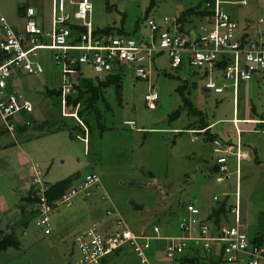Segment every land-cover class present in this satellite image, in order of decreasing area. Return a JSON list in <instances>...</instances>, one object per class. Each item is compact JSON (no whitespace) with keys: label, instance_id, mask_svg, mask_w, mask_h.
<instances>
[{"label":"rangeland","instance_id":"1","mask_svg":"<svg viewBox=\"0 0 264 264\" xmlns=\"http://www.w3.org/2000/svg\"><path fill=\"white\" fill-rule=\"evenodd\" d=\"M212 1L90 0L92 11L89 20L94 29L111 27L115 33L122 29L124 36L139 39L148 33L149 19L161 22L167 17L176 20L184 17L188 9H202L206 2ZM227 1L230 3L222 5L223 9L244 32H264V0H245L246 5L237 3L241 0ZM26 5L36 9L37 24L47 30L50 22V0H0V16L17 30L23 31L24 15L18 10ZM75 9L74 5L69 7L71 13ZM197 22V14H193L187 23H194L195 26ZM44 53L48 52L41 54ZM120 70L124 72L119 97L111 88H107L105 99L109 109L104 102L101 105L107 111L103 112L102 123L105 125L104 130H100L103 133L102 138L97 136L99 129H96L93 143L86 146V149L83 141L70 138L72 131L68 128H62L56 134L42 138L45 130L50 128L47 127L40 129L41 133L38 131L28 143L17 141L14 145L16 147L9 146L6 150H0V238L12 236L18 246L0 252V264H67L76 255V234L87 231L92 226L100 230L103 222L114 221L115 211L131 231L144 230L148 233L156 225L160 231L167 230L168 235L173 236L172 228H175L177 221L174 222L172 217L178 205L195 202L204 217L217 206L218 201L226 198V212L225 216H221L220 224H234L233 215L229 213L227 206L235 205V174L221 184L215 182L214 173L209 171L216 160L212 153V141L207 140L206 136L203 139L207 141L195 140L197 135L186 130L194 126V117L183 103L177 88L184 86V93L194 107L205 112V120H218L217 125L210 130L211 133L219 131L222 136H227L234 142L236 136L230 121L234 113L240 119L249 116L264 118V74L241 82L238 93L234 96L231 88L217 95L203 89V93H197L201 92L205 79L201 75L193 76V69L188 67L178 70L170 68L164 55L154 63L148 80L136 79L133 67ZM196 72L200 73L197 70ZM82 74L85 78L96 79V75L86 66H82ZM43 76L24 72L15 76L17 91L25 90V97H30V103L37 106L36 111L29 115L31 120L38 116L54 115L59 111L57 99L44 96L46 84ZM75 85L81 86V83L76 79ZM192 86L197 89L191 90ZM149 87L159 94L154 110H148L144 102L143 96ZM89 97L90 94L87 93L83 100ZM80 104L84 105L82 101ZM251 109L255 110L253 116ZM130 119L135 123L133 126L123 124L124 120ZM234 124L249 129V125ZM174 128L180 129L179 134L172 133L171 129ZM258 129L260 132L257 131L256 134H242L245 141H249V136L252 139L261 165L249 168V162H241L237 201L245 233L250 238L260 236L264 245V127L259 126ZM74 134L83 136L81 130H76ZM175 136L177 141L173 144ZM0 138L4 142L10 140L8 134ZM191 138L194 140L191 141ZM44 154L51 156L48 164L39 160ZM29 161L41 163L38 165L42 171L37 167L40 177L47 185L69 180L73 183L84 179L90 173H94L99 179L98 188H92L89 197L78 195L69 206H58L52 212L49 234H44L37 226L35 205L29 199L32 194L24 191L25 181L20 180L18 174L22 169L28 171L27 165L31 164ZM32 166L35 165L31 164V170ZM229 167L233 173L234 159L229 161ZM31 174L29 171L27 176L30 187L33 176ZM20 195H25L24 202L27 201L28 205L26 210L21 207L23 201H20ZM213 197L218 200L214 201ZM15 203L18 205L13 207ZM107 211L110 212L109 215L106 214ZM162 247V242L157 243L156 249ZM200 250L201 255L197 254L199 263L212 264L208 255L214 260L215 254L202 253L203 250ZM160 255L162 253L155 254L158 260L153 256V264H181L177 259L168 260ZM129 261L136 262L132 253Z\"/></svg>","mask_w":264,"mask_h":264},{"label":"built area","instance_id":"2","mask_svg":"<svg viewBox=\"0 0 264 264\" xmlns=\"http://www.w3.org/2000/svg\"><path fill=\"white\" fill-rule=\"evenodd\" d=\"M227 0L206 2L204 8L212 11L198 19L190 29H180L175 19L164 18L161 22L147 21L148 33L139 38L124 35H94L90 23L92 6L90 0H52L49 27L45 30L35 20L31 7L26 9L24 29L19 31L0 16V120L6 130L14 133L21 123L22 113L32 111V105L20 95L15 87L16 74L39 75L43 66L38 61L42 52H48L51 64L61 73V103L76 83V77L86 66L98 77L110 75L116 70L133 67L136 79H149L151 68L162 55L167 57L170 68L186 64L200 72L205 79L204 88L221 94L231 88L238 93L241 82L253 80L264 74V32H244L238 23L223 9ZM246 5L245 0L237 2ZM76 6L72 13L70 6ZM78 27L85 31H78ZM81 70V71H80ZM148 110L156 108L158 92L148 88L144 94ZM236 122V121H235ZM124 124L133 126L134 121ZM205 130H192L200 134ZM198 139V136L195 137ZM212 152L216 157L215 182L221 184L232 177L229 156L240 158L238 148L222 140H212ZM32 194L35 204L36 224L44 234L51 232L50 216L58 206H69L78 195L89 197L92 188H98L99 179L87 174L79 183L65 190L62 196L51 202L47 196L49 185L40 177L37 166H32ZM236 173L235 205L230 209L233 225L219 227L200 218L195 202L185 206L178 220L179 234L169 236L157 226L150 232L131 231L121 217L115 233L104 234L92 226L76 234V255L67 264H103V260L115 250L130 247L136 264H151L148 253L154 242H163L161 249L165 259L174 260L182 255L190 243L205 252L215 254L220 264H264V245L251 241L244 231L238 207V168ZM213 200H218L213 197ZM107 214H110L107 211ZM204 221V222H203Z\"/></svg>","mask_w":264,"mask_h":264},{"label":"crops","instance_id":"3","mask_svg":"<svg viewBox=\"0 0 264 264\" xmlns=\"http://www.w3.org/2000/svg\"><path fill=\"white\" fill-rule=\"evenodd\" d=\"M50 1H52V0H50ZM27 6V5H26ZM27 7H31L32 8V10H33V12H34V20L36 21L37 19H35V16H36V14H35V8L34 7H32L31 5H29V6H27ZM19 11V10H18ZM165 18H167V17H165ZM162 20V19H161ZM160 20V21H161ZM8 22V21H7ZM190 22V21H189ZM9 23V22H8ZM37 23V22H36ZM195 23V22H194ZM194 23H186V25H184V28L183 29H190V28H192V27H194ZM41 24V23H40ZM12 26V25H11ZM42 26V25H41ZM189 26V27H188ZM12 27H14V26H12ZM43 28H44V26H42ZM186 27V28H185ZM188 27V28H187ZM15 28V27H14ZM16 29V28H15ZM94 29V28H93ZM251 31V30H250ZM253 31H251V33H252ZM49 58H50V56H49V54L48 53H44V54H40V58H39V62L42 64V66H43V72L41 73V74H39V75H41V76H43V82L46 84V86L44 87V89L45 90H43V93H44V96H46V97H48L47 95H46V92H47V90H49V89H57V88H59V87H61V81H62V77H61V73L59 72V70H57V69H55L54 67H53V64H51V62H50V60H49ZM192 74H193V76H196L197 77V75L199 76L200 75V73H197L195 70H193V72H192ZM35 76H37V75H35ZM202 77V76H201ZM96 78L97 79H99V80H103L104 78H105V76L104 77H102V78H98L97 76H96ZM203 78V77H202ZM90 80H93V81H95L96 82V79H93V78H91ZM22 83H25L26 81H21ZM202 87H204V86H202ZM195 89H197V87H193L192 86V89L191 90H195ZM202 89L203 88H201V92H199V91H197V93H203V91H202ZM23 92H25V90H19L18 91V93L20 94V95H22V97L25 99V100H27L29 103H30V101H31V98L30 97H25V95H24V93ZM196 92L194 93V94H197ZM203 95V94H202ZM217 95V94H216ZM55 99H57V101H58V103H59V106H58V109H59V111H58V109H57V111H58V113L57 114H55L54 113V115L52 114V115H47V117H34V118H32V120L29 118V115L31 114V112L32 111H36V109H37V106H33L31 103V105H32V111L31 112H29V113H22V118H21V123L17 126V128L15 129V131H14V133L13 134H11L10 132H8L7 130H6V128H5V126H4V124H3V122H2V124L0 125V137H2V135H6V134H8L9 135V142H4V141H2V140H0V150H6L9 146H13V147H16V146H14L15 145V143L18 141V142H20V143H28V142H30V140L33 138V137H35L36 135H37V132L39 131V134L41 133V131H40V129H43V128H47V127H50L48 130L46 129L45 130V133H43V135H42V138H45V136H47V135H54V134H56L58 131H60V129L63 127V126H61L62 124H65V125H67V127H68V129H70V128H72V127H74V130L76 131V123H79L83 128H84V135L82 136V137H80L79 135H77V134H74V137H71V135H70V138L71 139H77V140H81V141H83V144H84V148L86 149V146L88 147L89 146V144L92 142V140H93V138L95 137V133L97 132L96 131V129H99V132L97 133V136L99 137V138H102V135H103V133L101 132V131H103L102 129H100V127L98 126V124H96V125H93V123H92V120H91V117L90 116H88V117H86V120H87V122H89L90 123V126H91V131H89V129H87L86 128V125H85V123H83L84 121L79 117V116H77V111L82 107V105L80 106V105H77L75 108H74V110H71L70 108H67V107H63L62 106V103H61V97H59V98H56L55 97ZM233 99H234V97H233ZM30 100V101H29ZM236 100V99H235ZM42 101V99L40 100V102ZM37 102V101H36ZM36 105V104H35ZM102 104H100L99 105V107H100V109L101 110H103L101 107ZM233 107H234V104H233ZM66 110H68V111H66ZM252 110V109H251ZM106 111V110H105ZM72 112V113H71ZM107 112V111H106ZM235 112V111H234ZM203 114H205V112H203ZM46 116V115H45ZM252 116H253V112H252ZM49 117V118H48ZM194 117V116H193ZM38 120H37V119ZM80 118V119H79ZM197 118L196 117H194V121L196 120ZM261 119H263L262 121L264 122V118H261ZM104 120V117H102V121ZM125 121H133V120H124V122ZM206 122H207V124H209V126H207L205 129H202V130H207L208 129V131L210 132V130L213 128V127H215L216 125H217V122H218V120H214V121H211V122H209L208 120H205ZM231 121V123H233L232 125H233V127H234V131H235V136H236V139H235V141L234 142H232L231 141V139H228V137L227 136H222L221 134H220V132L219 131H217V132H210V134H212L213 136H215V138H217V139H219V140H222L224 143H226L227 145H229V146H232L233 147V151L235 152L236 150H237V148H238V153L240 154V158H238V159H236V157H233V156H229L228 158H229V161H231V160H233L234 159V161H235V170H236V168H238V174H239V179H240V173H241V169H242V165H241V162L242 161H245V162H249L248 164H249V168H252V166L255 168V167H259L260 165H261V162L260 161H258V159H257V156H258V152H257V149H256V147H254L253 146V141H252V139H250V136H249V141H245L244 139H242V134L243 133H247V134H249V135H252V134H256V132L257 131H259L260 132V130L258 129L259 128V126L261 127V125H259V123L260 122H262V121H260V119H258L257 117H251V116H249V117H243V118H239V117H237V114L235 115V113H234V116L232 117V119L230 120ZM236 121V122H235ZM238 121V122H237ZM124 122H123V124H124ZM234 123H241V125H249V129H243V128H240L239 127V125L240 124H234ZM105 125V124H104ZM124 125H127V124H124ZM127 126H129V125H127ZM195 126V125H194ZM191 127L190 129H186V130H188V132L189 133H191L190 131H192V130H194L193 128H196V127ZM34 129H36L35 131H34ZM106 129H107V127H106ZM101 130V131H100ZM139 130V129H138ZM74 131V132H75ZM171 131H172V133H174V134H179V132H180V129H178V128H174V129H171ZM195 131V130H194ZM198 131V130H197ZM205 131L204 132H202V133H198V134H196L197 136H198V139H195V140H202V141H204L205 139H203L205 136H206V134H205ZM263 132H264V130H263ZM192 134H195V133H192ZM197 136H195V137H197ZM214 138V139H215ZM225 138V139H224ZM1 139V138H0ZM192 140H194V139H192L191 138V141ZM176 141H177V137L175 136V138L172 140V143L173 144H175L176 143ZM205 141H207V140H205ZM93 143V142H92ZM87 144V145H86ZM88 149V148H87ZM213 153V152H212ZM21 154L24 156V153L23 152H21ZM252 155H253V157H252ZM40 159L39 160H43L44 162H47V163H45V164H48L49 162H50V160H51V156H49L48 154H44L43 156H40L39 157ZM36 159V158H35ZM28 160H30L29 158H28ZM37 160V159H36ZM32 165L34 164L35 166H38L39 167V165L38 164H41V163H34V162H31V161H29ZM31 164L30 165H27V168H28V171L27 170H20L19 172H18V174L20 175V180H22V181H25L24 182V184H25V188H24V191L25 192H27V193H29L28 191H29V189H30V182H29V177H27V176H29L28 174H29V171H30V167H31ZM19 166H22L21 164H19ZM41 167V166H40ZM40 167H39V169H40ZM213 167L215 168L216 166H215V163H213V164H211V166H210V168H209V171L210 172H213L212 170H213ZM230 168V167H229ZM41 170V169H40ZM42 171V170H41ZM31 172V171H30ZM249 172H250V170H249ZM214 173V172H213ZM43 174H44V171H43ZM91 174V173H90ZM92 174H94V173H92ZM233 174H235V178H236V173H235V171L232 173V175ZM82 180V179H81ZM80 180V181H81ZM79 180H77V181H75V182H73V183H71V186L72 185H75V184H77V183H79L80 182ZM56 183H61L60 181H57V182H55V183H50V184H48L49 186H51V185H53V184H56ZM238 185H239V181H238ZM16 188H13V190H15ZM235 194H236V191H235ZM21 196V199H20V201L22 202V208H24L25 210H26V206H28V205H26L27 203V201L26 202H24V197H25V195L23 196V195H20ZM18 205V203L16 204H14L13 205V207H16ZM198 206V205H197ZM216 206V205H215ZM199 208V207H198ZM215 208V207H214ZM214 208H212L211 210H209V212L203 217V216H201V212H200V218L202 219V220H205L213 211H214ZM14 211H15V208H14ZM115 211V210H114ZM119 215L116 211H115V218L117 217V216ZM207 220V219H206ZM208 223L210 224H214V223H212V222H210V220L208 221ZM101 229V231H107V232H109V233H112L113 231H114V221H107V222H103L102 223V227L100 228ZM144 230H141V231H139V232H143ZM250 238V237H249ZM251 239V238H250ZM264 242V241H263ZM157 243H160V242H154L153 244H152V246H153V248L152 249H150V251H149V253H148V256H149V260H150V262H151V264H153L154 262V260L152 259L153 258V256H155V254L156 253H159V254H161L162 252H161V249L160 248H158V249H156V246H157ZM163 243V242H162ZM163 245H164V243H163ZM194 247H196V248H194ZM189 252H192V251H195V250H197V253H200V255H201V247H199V246H196V245H194L193 243H190L189 244ZM205 251L203 250V252L202 253H204ZM206 253V252H205ZM72 256H73V254H72ZM161 256V255H160ZM159 256V257H160ZM163 256V255H162ZM161 256V257H162ZM208 256H210V255H208ZM155 258H156V256H155ZM157 260L159 259V258H156ZM127 264H136V262L135 263H131L130 261L127 263ZM200 264V263H199Z\"/></svg>","mask_w":264,"mask_h":264},{"label":"trees","instance_id":"4","mask_svg":"<svg viewBox=\"0 0 264 264\" xmlns=\"http://www.w3.org/2000/svg\"><path fill=\"white\" fill-rule=\"evenodd\" d=\"M152 2H154V0H152ZM151 6L152 5H150V7ZM26 9H27L26 6L20 7L18 12L22 16L23 15L25 16ZM185 13H186L185 14L186 18L184 16V17H179L176 19V22L180 25V29L184 28V25H186V23L188 22V19H191V16H193V14L194 15L197 14V19H199V18L204 17L205 15H210L212 13V11H210L207 8L200 9V8L195 7L193 9H188ZM77 29L79 32L85 31L84 29H82L80 27H78ZM93 34L94 35H124L122 29H119L115 33L111 27H105L103 29L95 28L93 30ZM0 59H1V57H0ZM185 67H188V66L186 64H183V65H180L177 68H175V70H178L181 68L184 69ZM122 72H124V71L123 70H116V72H113L112 74L105 76V78L103 80H99L96 78V82L93 80H90L88 78H85L82 73L78 74V76L76 77L77 81L81 83V86L80 85H78V86L73 85V88L70 90V92L66 96L65 107L70 108L71 110H74V108L77 105H80V106L82 105V104H80V102L82 101L84 105H82V107L77 111V116H79L84 121L83 123H85L86 128L89 129V131H91L92 128L90 126V123L87 122V120H86V117H88V116L91 117L93 125L98 124L100 129L104 130V124L102 123V117H103V112H106V111L101 110L99 105L103 104V102H104L106 104V108L109 109L108 102H106V99H105V96L107 94L105 92L107 91L106 90L107 88H111L116 93V95L119 97V94L121 93ZM202 88L204 91L207 92V90L204 87H202ZM177 90L181 96L183 103L186 106H188V108L190 109V112H192L193 116L197 118L193 124L196 126V128H193V129L194 130H202V129H205L207 126H209V124H207V122L205 121L203 112H201L200 110H197L194 107V105L192 104V102L190 101L188 95H185L184 86H179L177 88ZM87 93L90 94V97L83 100L84 96ZM46 95L48 97H56V98L61 97V87H59L57 89L47 90ZM251 111L253 113H255L254 109H252ZM177 112L178 111H176V114H177ZM262 120L263 119H260V121H262ZM76 125H77L76 130H78V131L81 130L83 132V135H84V128L79 123H76ZM259 125H261V127H264V122L263 121L260 122ZM61 126H63L62 128H68L67 125H65V124H62ZM69 131H72L71 137H73L72 134H74V131H75L74 127L70 128ZM205 134H206L205 138L207 140H211V141L214 140L215 136L210 134L208 129L205 131ZM216 169H217L216 167L215 168L213 167L212 171L215 172ZM70 187H71L70 180L67 182L53 184V185L49 186V189L47 191V196L51 202H54L55 200L59 199L62 196V194L65 192V190H67ZM28 192H29V194H32V187H30ZM29 199H30V201H32V204H34V205L36 204L37 199L35 198V196L33 194H32V197H30ZM226 202H227L226 198H224V200L218 201L217 206L214 208V211L206 218L207 220L205 219V222H208L210 220V222L214 223L215 226L219 227L221 216H225L224 213L226 212ZM188 203H191V202H186V203L180 204L175 208V213H174L172 218H174V222L177 221V224H178V220H179L180 216L183 214L185 206ZM231 208L232 207L227 206V210L229 211V213H230ZM34 212L36 213V210ZM106 214H107V212H106ZM107 215H109V214H107ZM118 217L119 216H117L114 219V231H115V227L117 225V222L119 220ZM177 224L175 225V228H172V232L174 235L179 234V229L177 227ZM153 226H156V225H153ZM150 231H152V228ZM163 231L165 234H168L167 230L163 229ZM99 232L104 233V234H113V232L109 233L107 231H101V229L99 230ZM133 232H135V231H133ZM11 237L12 236H3L0 238V252H3L5 250H7L8 248H17L18 247L16 242H14L15 240H13ZM251 241L253 243H256V244H262V242H261L262 238L260 236L252 237ZM125 248H128V250ZM188 248L185 250V252L182 255H180L178 258H175L174 260H176V259H177V261L179 260V262L181 264H199L200 258H199V256H197V254H198L197 250L189 252ZM130 253H132V252H131L130 247H128V246L120 248L118 250H115L114 252L109 254L103 260V264H127L129 262ZM191 253H195V254L193 255ZM208 258L212 262V264H220L218 261L211 260L210 256Z\"/></svg>","mask_w":264,"mask_h":264}]
</instances>
